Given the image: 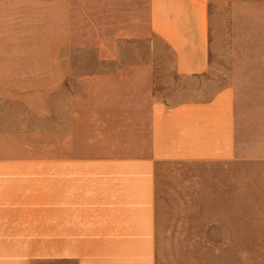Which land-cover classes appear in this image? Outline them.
Returning <instances> with one entry per match:
<instances>
[{
    "label": "crops",
    "instance_id": "0c3cea01",
    "mask_svg": "<svg viewBox=\"0 0 264 264\" xmlns=\"http://www.w3.org/2000/svg\"><path fill=\"white\" fill-rule=\"evenodd\" d=\"M81 1L0 0L9 85L69 89L56 111L46 90L41 111L0 137V264H156L159 166L256 158L242 116L264 118V0H83L106 4L94 55L107 56V78L67 79L64 62L82 55ZM128 48L138 63L119 64ZM175 78L200 96L154 95ZM102 84L106 110H82L81 89Z\"/></svg>",
    "mask_w": 264,
    "mask_h": 264
},
{
    "label": "rangeland",
    "instance_id": "374dc122",
    "mask_svg": "<svg viewBox=\"0 0 264 264\" xmlns=\"http://www.w3.org/2000/svg\"><path fill=\"white\" fill-rule=\"evenodd\" d=\"M81 3L82 55L69 57L70 61L64 62L66 72H62V75L67 79L106 80L105 75L97 74L105 72L107 56L94 55L99 42L107 45L104 24L106 4L104 1L90 3L83 0ZM90 18L100 22L95 25L97 31L88 22ZM125 51L124 56L117 57L119 64L138 63L137 50H134L135 54L129 48ZM0 60L6 61L0 66H15L11 63V57ZM212 62L217 64V57H212ZM17 74L14 71H0L2 139L11 133L12 124L23 122L22 117L26 113L41 111L46 90L50 91L48 100L51 110L56 111L58 105L65 103L68 97L65 92L69 89H59L57 94L58 89L11 87L8 81L15 79ZM200 82L203 86V82ZM104 85L81 89L82 110H106ZM173 86H176V91ZM192 86L195 85L188 79L175 78L171 91L165 87L152 91L154 95L163 97L172 94H188L191 98L200 96ZM123 90L124 99H127L128 89ZM202 90L205 95V90ZM132 95L137 96L136 93ZM112 107L108 111L132 109L128 104H114ZM242 118V130L246 133L242 136V143L248 151L253 147L255 159L231 163H164L159 166L156 183V264H264V118L256 121H250L247 115ZM255 122L257 134L251 136L250 127ZM251 139L257 142L253 144Z\"/></svg>",
    "mask_w": 264,
    "mask_h": 264
}]
</instances>
